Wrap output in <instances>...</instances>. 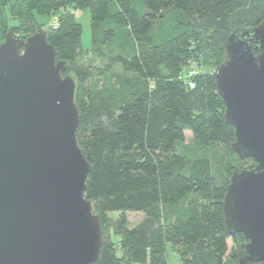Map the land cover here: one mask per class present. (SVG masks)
<instances>
[{"label": "trees", "instance_id": "1", "mask_svg": "<svg viewBox=\"0 0 264 264\" xmlns=\"http://www.w3.org/2000/svg\"><path fill=\"white\" fill-rule=\"evenodd\" d=\"M82 8L101 29L103 45L125 38L120 42V57L110 59L106 69L117 62L134 75L120 88L109 87L111 94L94 90L91 100L97 98V105L90 108L89 117L82 115L79 106L87 73L76 70L74 75L80 111L77 141L91 165L84 193L101 216L102 244L94 264H165L160 254L167 244L182 245L179 264H200L201 253L220 260L231 236L222 208L229 182L215 183L207 157L190 159L177 148L189 129L200 146L221 143L243 159L231 149L234 127L225 122V105L216 92L213 71L225 58L228 34L264 20V0H0V43L8 31L30 33L44 24L42 18L53 17L54 32L46 31V40L53 45L56 59L65 60L71 69L78 37L66 30L74 22L68 10ZM169 9L176 32L169 41L150 36L154 21L165 19ZM187 15H206L210 20L217 65L200 69L192 88L180 75L188 61L199 62L201 53L197 40L186 31ZM106 104H112L113 114L105 113ZM239 169L244 168L230 167L229 179ZM126 211L144 212L152 225L144 241L127 231L126 245L115 246L104 235L102 216ZM236 235L243 241L241 234Z\"/></svg>", "mask_w": 264, "mask_h": 264}, {"label": "water", "instance_id": "2", "mask_svg": "<svg viewBox=\"0 0 264 264\" xmlns=\"http://www.w3.org/2000/svg\"><path fill=\"white\" fill-rule=\"evenodd\" d=\"M215 68L231 149L255 165L234 170L222 198L238 264H264V20L231 31ZM40 27L0 43V264H94L102 236L85 197L91 168L77 141V79Z\"/></svg>", "mask_w": 264, "mask_h": 264}, {"label": "rangeland", "instance_id": "3", "mask_svg": "<svg viewBox=\"0 0 264 264\" xmlns=\"http://www.w3.org/2000/svg\"><path fill=\"white\" fill-rule=\"evenodd\" d=\"M68 12L73 14L74 22L73 25L71 24L66 30L71 31L70 34L78 38L77 42L73 45L75 46L74 58L72 59L71 69L67 74L74 76L76 70L87 73V79H85L84 83L85 88L82 89V98L79 106L82 115L85 114L89 117L91 116V114H89L90 108H92L93 105H97V98L93 100L94 102L91 100V95L95 92L94 90L104 92L106 89V92H110L111 94L109 87L115 89L120 88V85L128 83L129 79L134 77V75L125 72L117 62H113V64L106 69V65L110 62V59L120 57L119 55L122 50L120 42H124L125 38H113L114 40H109V42L103 45L100 42L101 29L97 23L91 21L88 9H70ZM172 15L173 12L169 9L165 11V19L154 21L150 30V36L161 35V41H169L171 35L176 32L174 30L177 28V26H175L176 19H171ZM187 18L189 25L186 26V31L189 33V36L196 39L200 45L198 52L201 53V55L199 54V62L196 61V66L199 67V69H203V71L215 68L217 65L216 60L213 57L214 49L211 45L214 30L211 26L210 20L206 15H187ZM42 19L44 24L33 28L32 32L23 33L17 29L16 32L13 33V36L25 38L34 33L40 27H45L48 35L51 34V32H54L51 28L54 18ZM10 23H15V21L11 20ZM106 108V114H113L114 108L112 104H109ZM104 120L107 122L106 117ZM109 124L108 121L107 125L109 126ZM85 131L84 135L88 136L89 132L87 130ZM103 145L104 144H102V146ZM177 150L181 151L183 155L190 159L199 156L207 157L212 164L213 179L215 183L219 185H226L229 182V174H227V170L230 169V167L250 168L254 165V160L250 158H237L236 155H233L230 152L228 146L221 143H212L207 147L200 146V144L193 138L192 132L189 129L185 130V141L177 148ZM171 211H173V209H171ZM103 217L104 235L107 237V240L114 243L115 246H117L118 243H121V245L125 243L126 245L127 231L134 232V235L138 237L139 240L143 239L144 241L147 235V230L152 225L144 212H109L103 214L102 218ZM174 217L175 215H173V218ZM241 242L242 240L238 235L229 236L227 238V252L220 260H218L216 256L208 253H201L198 256L197 254L194 255L198 257L200 264H218V262H220L219 264H238L237 251ZM182 250V245L176 247L167 244L162 254H160V257H162L165 264H179L180 252ZM117 254L121 255L122 251H119Z\"/></svg>", "mask_w": 264, "mask_h": 264}, {"label": "built area", "instance_id": "4", "mask_svg": "<svg viewBox=\"0 0 264 264\" xmlns=\"http://www.w3.org/2000/svg\"><path fill=\"white\" fill-rule=\"evenodd\" d=\"M187 63V67L180 76L182 79H184L185 83L192 88L194 86L192 79L200 72V69L196 66V61H188Z\"/></svg>", "mask_w": 264, "mask_h": 264}, {"label": "flooded vegetation", "instance_id": "5", "mask_svg": "<svg viewBox=\"0 0 264 264\" xmlns=\"http://www.w3.org/2000/svg\"><path fill=\"white\" fill-rule=\"evenodd\" d=\"M254 165H255V161H254ZM254 165H253V166H254ZM253 166H252V167H253ZM237 234H241V235L243 236V241H242V242L246 241V238H245V236H244L242 233H237ZM242 242H241V243H242ZM258 263L263 264L262 262H257L256 264H258Z\"/></svg>", "mask_w": 264, "mask_h": 264}]
</instances>
